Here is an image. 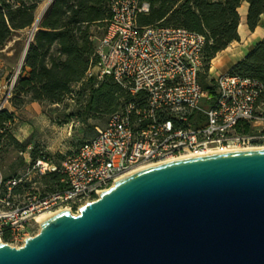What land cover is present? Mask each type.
<instances>
[{
	"label": "built area",
	"instance_id": "1",
	"mask_svg": "<svg viewBox=\"0 0 264 264\" xmlns=\"http://www.w3.org/2000/svg\"><path fill=\"white\" fill-rule=\"evenodd\" d=\"M149 10L140 0H113L103 34L94 38L96 61L87 77H112L132 100L110 115L106 126L60 169L45 160L35 163L41 176L61 173L60 182L40 191L28 188L24 177L6 180L0 171V240L8 236L6 244L14 247L10 243L17 241L16 248L23 247L35 236L40 217L63 210L78 216L84 205L144 169L264 149V107L258 105L262 83L216 72L210 89H204L200 77L206 38L182 28L140 27L139 16ZM36 32L33 26L31 40ZM240 123L250 131L239 133Z\"/></svg>",
	"mask_w": 264,
	"mask_h": 264
},
{
	"label": "water",
	"instance_id": "2",
	"mask_svg": "<svg viewBox=\"0 0 264 264\" xmlns=\"http://www.w3.org/2000/svg\"><path fill=\"white\" fill-rule=\"evenodd\" d=\"M40 227L23 247L0 243V264H264V149L144 169Z\"/></svg>",
	"mask_w": 264,
	"mask_h": 264
},
{
	"label": "trees",
	"instance_id": "3",
	"mask_svg": "<svg viewBox=\"0 0 264 264\" xmlns=\"http://www.w3.org/2000/svg\"><path fill=\"white\" fill-rule=\"evenodd\" d=\"M150 6L149 13L139 16L140 27L164 26L182 28L206 38L204 68L200 82L209 90L208 80L202 77L210 72L212 61L232 43L240 41V8L249 5L247 24L254 32L264 26V0H140ZM113 0H55L40 22L11 93V105L21 110L28 103L47 102L62 104L73 96L82 108L73 114L87 123L88 115L110 116L119 111L132 98L112 77L98 80L87 73L96 61V29H103L112 16ZM41 0H0V49L19 32L33 28L38 19ZM102 35V34H101ZM99 37V36H97ZM233 75L260 81L263 91L258 105H264V40L230 70ZM1 81V76H0ZM79 87V91L75 89ZM16 112L0 110V154L13 147L26 153L31 140L20 142L13 135ZM239 133H248L249 125L240 123ZM87 142V141H86ZM85 142V143H86ZM83 143L82 146L85 144ZM35 145L31 151L34 166L38 160H48ZM80 149V148H79ZM78 149V150H79ZM6 180L19 178L12 168ZM61 173L42 177L49 188L62 179ZM5 242L10 238L4 236Z\"/></svg>",
	"mask_w": 264,
	"mask_h": 264
},
{
	"label": "rangeland",
	"instance_id": "4",
	"mask_svg": "<svg viewBox=\"0 0 264 264\" xmlns=\"http://www.w3.org/2000/svg\"><path fill=\"white\" fill-rule=\"evenodd\" d=\"M49 1L41 0L38 16ZM31 31L32 29L19 32L3 49H0V110H12L13 108L10 102L13 83L15 79L18 80L22 71V69L20 70L21 61L25 48L32 38ZM93 31L96 37L103 34V29L94 28ZM213 67H215L213 73L204 72L205 78L204 76L202 78L205 81H209L212 76H217L216 72H226L229 63L223 60V56H220L217 60L212 61L211 69ZM75 90L79 91V87ZM81 108L82 103H76L73 96H69L62 104L31 102L23 109L16 110L18 115H16V121L11 127V131L20 142L31 140L32 144L26 153L17 152L13 147H10L0 154V171L3 176L7 177L12 174L11 170L14 168L19 177H24L28 181V188L40 191L48 189L50 185H47V182L42 179L43 176L31 166L30 153L36 145L39 153L47 154L48 160L45 162L60 169L65 159L76 152L83 143L91 140L96 135L97 129L104 128L109 119V116L97 117L89 114L88 122L84 124L73 117V114ZM84 115L86 114L84 113ZM48 174L50 172H47L46 175ZM40 231L41 227L36 226L32 234L36 236ZM2 243L8 242L2 239ZM10 244L14 247L20 245L17 241Z\"/></svg>",
	"mask_w": 264,
	"mask_h": 264
},
{
	"label": "crops",
	"instance_id": "5",
	"mask_svg": "<svg viewBox=\"0 0 264 264\" xmlns=\"http://www.w3.org/2000/svg\"><path fill=\"white\" fill-rule=\"evenodd\" d=\"M248 10L249 5L247 2H244L240 8V41L232 43L225 51L221 52L218 57L213 60L215 61L220 56H223V60L229 63V67L226 72H230L233 66L243 60L254 49V47L264 39V26L258 27L254 32L249 29L247 24ZM8 110L10 112H16V109L14 108H12V110ZM16 115H18L17 112Z\"/></svg>",
	"mask_w": 264,
	"mask_h": 264
},
{
	"label": "bare ground",
	"instance_id": "6",
	"mask_svg": "<svg viewBox=\"0 0 264 264\" xmlns=\"http://www.w3.org/2000/svg\"><path fill=\"white\" fill-rule=\"evenodd\" d=\"M51 1V0H50ZM49 1V2H50ZM49 4V3H48ZM47 4V5H48ZM47 5L44 7V9L42 10V12L41 13H43V11L46 9V7H47ZM40 13V14H41ZM22 62V61H21ZM20 70H21V67H20ZM215 71V67H213L212 68V73ZM50 216H48V215H44V216H42V217H40L39 219H38V223L39 224H41L43 221H45L46 219H48ZM0 243H2V240H0Z\"/></svg>",
	"mask_w": 264,
	"mask_h": 264
}]
</instances>
